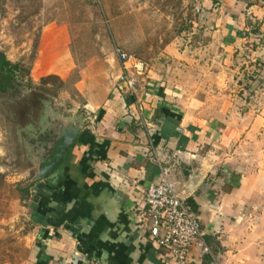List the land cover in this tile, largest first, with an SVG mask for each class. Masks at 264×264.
I'll return each mask as SVG.
<instances>
[{"label":"crops","instance_id":"obj_1","mask_svg":"<svg viewBox=\"0 0 264 264\" xmlns=\"http://www.w3.org/2000/svg\"><path fill=\"white\" fill-rule=\"evenodd\" d=\"M262 1L196 3L209 38L203 49L228 60L245 45L254 48L264 101ZM66 50L62 43L41 47L37 63L46 55L44 66H66ZM184 55L168 45L163 60L136 78L133 94L116 78L107 97H88L85 125L59 165L24 182L32 240L26 264H175L149 240L145 221L146 189L162 171L196 208L208 249L193 247L189 264H264V106L255 118L238 119L236 89L228 85L234 77L189 75L194 62ZM237 146L247 155L241 163L233 157Z\"/></svg>","mask_w":264,"mask_h":264},{"label":"rangeland","instance_id":"obj_2","mask_svg":"<svg viewBox=\"0 0 264 264\" xmlns=\"http://www.w3.org/2000/svg\"><path fill=\"white\" fill-rule=\"evenodd\" d=\"M195 3L0 0V54L9 52L10 59L17 63L16 79L21 85L19 93L0 94V264H26L32 241L21 188L34 174V163L27 160L33 152V127L19 132L26 139L14 128L36 120L44 108L48 109L47 120H51L54 131V123L59 120L85 117L88 97L101 100L114 90L119 73L115 48L150 65L154 60H163L161 53L171 45L194 62L186 69L189 75L207 77L222 72L228 79L234 77L228 85L236 89L232 99L238 119L242 120L245 114L254 118L259 114L264 101L256 51L248 45L227 60L225 55L203 49L209 38L197 22ZM56 43L67 49L69 63L44 66L49 61L46 55L40 59L41 65L37 63L39 49ZM61 70L62 77L58 75ZM212 85L217 87L216 83ZM216 101L224 103L226 99L219 97ZM252 148L251 153L257 154L258 147ZM234 150L235 163H241L246 152L238 146Z\"/></svg>","mask_w":264,"mask_h":264},{"label":"built area","instance_id":"obj_3","mask_svg":"<svg viewBox=\"0 0 264 264\" xmlns=\"http://www.w3.org/2000/svg\"><path fill=\"white\" fill-rule=\"evenodd\" d=\"M259 8L264 13V0ZM194 13L196 15L200 13L197 3L194 6ZM248 18L255 26L254 17L248 15ZM261 39H264V36ZM246 46L242 49H246L248 47ZM114 51L120 64L118 87L126 93L133 94L137 83L136 78L145 75L148 65L119 48H115ZM145 203L147 206L145 221L149 240L159 249L164 250L171 262L189 264V253L193 247L208 252L202 239L198 218L187 198L179 195L174 184L168 179L166 171H162L158 181L146 189Z\"/></svg>","mask_w":264,"mask_h":264},{"label":"flooded vegetation","instance_id":"obj_4","mask_svg":"<svg viewBox=\"0 0 264 264\" xmlns=\"http://www.w3.org/2000/svg\"><path fill=\"white\" fill-rule=\"evenodd\" d=\"M47 116H48V109L44 108L43 112H41V115L39 114L38 118L36 120H32V122H29L27 124V126H17V128H14L15 132L18 133V135L21 133H19L21 130L24 129H31V142H33L32 144V156L29 154L27 155V160L29 161H33V169H34V174L32 175V177H34L37 173H39V160L41 161H51L52 160V156L55 153V145L57 144L56 141V136L53 134L54 133V129H52L50 127V124L52 123L51 120H47ZM30 120V121H31ZM57 120V119H55ZM55 122V121H54ZM53 122V123H54ZM58 122H55L54 124L57 125ZM56 130H57V126H56ZM42 132H44V136L40 137V135L42 134ZM23 136V138H25L26 135H21ZM28 138V137H26ZM25 138V139H26ZM34 138V139H33ZM64 157V156H63ZM62 157V158H63ZM41 161V162H42ZM61 161V160H60ZM60 161L53 166V168L51 169V171L49 173H46L44 176H47L48 174H50L60 163ZM45 165L47 166L48 164H42L41 167H45Z\"/></svg>","mask_w":264,"mask_h":264},{"label":"water","instance_id":"obj_5","mask_svg":"<svg viewBox=\"0 0 264 264\" xmlns=\"http://www.w3.org/2000/svg\"><path fill=\"white\" fill-rule=\"evenodd\" d=\"M58 120V119H57ZM85 125V119L82 116H78L74 119L65 120L57 123V130L54 131L56 136L57 144L55 145V153L52 156V160L49 161H40L39 160V173H37L32 179L31 182L40 180L44 177L46 173H49L54 165H56L68 150L73 146V143L76 140L77 135ZM48 164L45 167H41L42 164Z\"/></svg>","mask_w":264,"mask_h":264},{"label":"trees","instance_id":"obj_6","mask_svg":"<svg viewBox=\"0 0 264 264\" xmlns=\"http://www.w3.org/2000/svg\"><path fill=\"white\" fill-rule=\"evenodd\" d=\"M18 71V66L11 64L6 61L5 57L0 54V94L14 92L19 93V88L21 87L20 83L17 82L16 72ZM3 177L0 174V182ZM22 199L26 195V190L21 188ZM189 204L192 206L193 212L196 211L194 205L189 201Z\"/></svg>","mask_w":264,"mask_h":264}]
</instances>
